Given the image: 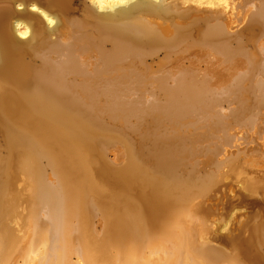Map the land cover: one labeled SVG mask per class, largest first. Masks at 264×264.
Returning <instances> with one entry per match:
<instances>
[{"label":"bare ground","instance_id":"1","mask_svg":"<svg viewBox=\"0 0 264 264\" xmlns=\"http://www.w3.org/2000/svg\"><path fill=\"white\" fill-rule=\"evenodd\" d=\"M0 264H264V0H0Z\"/></svg>","mask_w":264,"mask_h":264},{"label":"rangeland","instance_id":"2","mask_svg":"<svg viewBox=\"0 0 264 264\" xmlns=\"http://www.w3.org/2000/svg\"><path fill=\"white\" fill-rule=\"evenodd\" d=\"M206 130L205 129H200L199 130V132L200 133H203V132H205ZM212 141H214L213 139H210L209 141H207V142H205V143H210V142H212ZM204 142V141H203ZM203 142H199L198 143V145L199 146H201L202 144L201 143H203ZM204 143V144H205ZM203 144V145H204ZM220 196V195H219ZM219 196H218V198H219ZM217 198V199H218ZM217 199H214V200H212L213 202L214 201H216V202H214V205H218L219 206V208H218V211L213 215L215 218H217V220L220 222V218H224V219H227V218H229V216L232 214V212H234V211H236V213H235V215H236V217H237V215L239 214L240 215V213H243V212H245V210L247 209L246 208V206L243 204V203H241V204H239V201H238V203H237V201H235L237 204H234V207H232V209H231V205H228L227 206V208L223 211V213L220 215V201H218ZM237 205V206H236ZM258 209L260 208V206L259 207H257ZM234 215V216H235Z\"/></svg>","mask_w":264,"mask_h":264}]
</instances>
